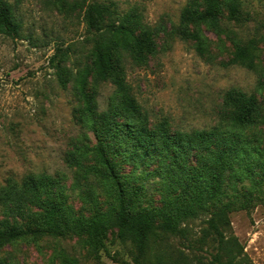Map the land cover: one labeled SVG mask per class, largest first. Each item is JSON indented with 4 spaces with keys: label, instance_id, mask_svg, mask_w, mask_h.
<instances>
[{
    "label": "trees",
    "instance_id": "16d2710c",
    "mask_svg": "<svg viewBox=\"0 0 264 264\" xmlns=\"http://www.w3.org/2000/svg\"><path fill=\"white\" fill-rule=\"evenodd\" d=\"M47 1L65 14L76 10L90 44L83 60L73 66L66 64V51L60 48L47 60L55 68L59 85L66 88L69 84L78 99L76 122L93 136L90 144L72 142L64 156L76 176L71 187L84 186L79 195L89 208L79 211L67 202L64 176L59 173L28 172L20 181L9 179L0 185V248L21 239L70 235L81 238L95 252L113 229L119 240L129 241L137 250L133 262L127 264H207L198 255L181 256L178 261L164 250L153 249V256H146V251L151 249V237L183 234L182 223L210 207L208 228L195 241L204 242L212 229L218 239L213 256L217 264H245L244 256H237L241 246L222 228L228 225L230 211L246 206L254 197L239 194L238 182L247 178L258 193L264 189L261 101L230 87L222 94V109L211 127L172 129L165 117L151 123L126 79V62L147 63L157 51L159 28L146 23L134 7L119 11L112 2ZM241 5V0H185L168 32L192 42L201 55L208 44L203 29L226 33L233 45L228 62L257 70L254 41L234 38L235 33L223 24L224 19H240ZM20 30L13 4L0 0V34L20 36ZM100 82L113 86L102 110L97 109L96 99ZM149 178L159 200L144 204ZM97 186L111 199L106 207L101 206ZM76 263L75 258L61 253L51 264Z\"/></svg>",
    "mask_w": 264,
    "mask_h": 264
},
{
    "label": "rangeland",
    "instance_id": "374dc122",
    "mask_svg": "<svg viewBox=\"0 0 264 264\" xmlns=\"http://www.w3.org/2000/svg\"><path fill=\"white\" fill-rule=\"evenodd\" d=\"M21 21L20 36L0 34V185L9 179L20 181L28 172L64 176L69 202L76 210H87L89 203L79 195L84 188H72L75 175L64 162L65 151L74 141L93 142V136L78 124L74 109L78 104L70 85L63 88L48 58L56 48L66 51V64L82 61L90 44L78 12H59L47 0H8ZM116 3L119 11L134 7L150 26H157V51L146 64L126 62V79L133 95L145 109L151 123L167 118L172 129L191 131L211 127L221 111L223 92L237 87L254 94L264 106V0H241L238 21L223 20L242 42L254 41L257 70L229 63L233 51L231 37L203 29L207 49L199 54L192 42L169 34L185 0H87ZM162 27V28H161ZM68 48V49H67ZM97 109H104L113 92L109 82L98 84ZM262 130V129H261ZM264 136V130H262ZM86 134V135H85ZM125 169L129 167L124 165ZM148 179L147 200H159L154 183ZM245 178L238 182L239 194L254 197L246 206L228 213L223 233L234 236L241 246L245 264H264V189L257 192ZM99 201H111L97 186ZM233 193L230 191V194ZM240 196L241 200H244ZM210 204V203H209ZM210 208V207H209ZM182 225L185 232L157 233L151 249L164 250L180 261L181 256H197L207 264H217V235L209 230L204 242L195 240L208 228L209 210ZM3 207L0 202V213ZM202 241V240H201ZM67 253L76 264L132 263L137 250L123 242L110 229L103 246L91 252L77 236L44 235L36 241L17 240L0 248V264H51ZM225 261V258H222Z\"/></svg>",
    "mask_w": 264,
    "mask_h": 264
}]
</instances>
